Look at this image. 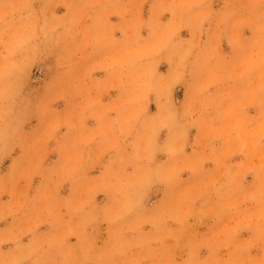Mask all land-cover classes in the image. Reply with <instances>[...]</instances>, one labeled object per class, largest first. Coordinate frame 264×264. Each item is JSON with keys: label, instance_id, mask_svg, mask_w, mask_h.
Listing matches in <instances>:
<instances>
[{"label": "clouds", "instance_id": "9594fccd", "mask_svg": "<svg viewBox=\"0 0 264 264\" xmlns=\"http://www.w3.org/2000/svg\"><path fill=\"white\" fill-rule=\"evenodd\" d=\"M0 264H264V0H0Z\"/></svg>", "mask_w": 264, "mask_h": 264}]
</instances>
